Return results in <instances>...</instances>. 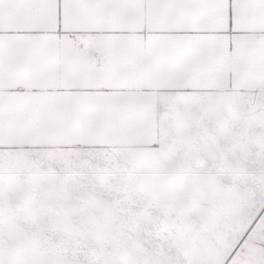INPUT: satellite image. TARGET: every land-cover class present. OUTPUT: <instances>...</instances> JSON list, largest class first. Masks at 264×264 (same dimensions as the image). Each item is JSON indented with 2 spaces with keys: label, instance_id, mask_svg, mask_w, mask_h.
Segmentation results:
<instances>
[{
  "label": "snow or ice",
  "instance_id": "obj_1",
  "mask_svg": "<svg viewBox=\"0 0 264 264\" xmlns=\"http://www.w3.org/2000/svg\"><path fill=\"white\" fill-rule=\"evenodd\" d=\"M0 264H264V0H0Z\"/></svg>",
  "mask_w": 264,
  "mask_h": 264
}]
</instances>
